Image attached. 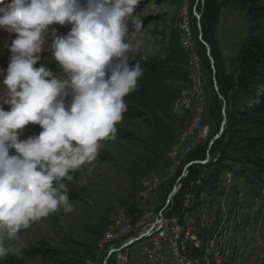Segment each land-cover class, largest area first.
Listing matches in <instances>:
<instances>
[{
	"label": "clouds",
	"instance_id": "1",
	"mask_svg": "<svg viewBox=\"0 0 264 264\" xmlns=\"http://www.w3.org/2000/svg\"><path fill=\"white\" fill-rule=\"evenodd\" d=\"M140 0H0V30L15 33L7 43L6 88L0 103V260L20 257L21 229L62 208L75 211L68 183L76 170L96 160L101 141L116 139L127 111L124 98L135 91L144 69L129 63L133 16ZM53 24L71 25L56 35ZM62 68L58 78L44 64V51ZM71 96L70 103L65 98ZM29 124L38 135L19 139ZM14 149L16 154L10 155Z\"/></svg>",
	"mask_w": 264,
	"mask_h": 264
},
{
	"label": "rangeland",
	"instance_id": "2",
	"mask_svg": "<svg viewBox=\"0 0 264 264\" xmlns=\"http://www.w3.org/2000/svg\"><path fill=\"white\" fill-rule=\"evenodd\" d=\"M202 2L203 0H140L133 16L142 21V28L136 31L133 26L130 36L133 48L127 55L131 65L140 62L144 69L147 62L158 63L165 60L172 40L180 43L182 38H186V29L193 42L190 49L183 47L186 52L184 62L172 66L177 79L164 82L173 93L171 105L156 117L124 113L123 119L116 125V139L101 141L96 160L72 173L73 180L67 182L69 199L74 204L75 211L64 213L59 208L47 217L32 222L29 228L21 229L18 244L23 249L31 247L39 240H45L52 247L84 259L86 264H102L106 252L98 245L106 225L114 220L120 209L127 214L130 210H137V207L144 209L152 205L157 209L169 204L172 198L168 203L167 199L173 187L172 182L175 183L183 171V166L190 159L181 162L180 174L176 169L175 174L161 184L160 195L156 200L153 194L140 200H147L146 202L135 200L136 194L142 188L143 178L163 172L169 163V149L177 145L180 133L186 130L196 115L200 124L205 121L210 126V133H204L206 139L201 145L210 141L218 131L222 119L217 109L212 107L213 84L196 49L199 30L192 7L195 4V10L201 9ZM184 24L187 25L184 27ZM51 28L57 30L56 35H66L71 25L53 24ZM247 31L248 20L239 5H224L213 32V43L227 72H234L237 67V52ZM260 35L264 36V33ZM1 36L0 69L6 70L10 52L5 45L10 44L16 34L7 33L6 36ZM52 39L51 33L45 36L44 51L39 54L41 59L34 67L44 64L62 79L63 70L48 50ZM189 58L198 60L202 71L203 86L199 98L196 96L199 82L196 76L194 78ZM6 91L5 86L0 83V98ZM184 91L187 92L185 96ZM130 96L131 93L124 98L126 104L131 101ZM177 99H181V107H186V112L176 113ZM70 101L69 95L65 98L66 106ZM0 107L6 111L10 109L9 105L3 103H0ZM40 131L42 129L39 125L29 124L20 133L19 139L25 140L29 136L38 135ZM9 153L16 154L14 149H10ZM210 154H213L211 160L215 157L214 151ZM210 160L200 165L203 175L209 169L206 164ZM204 194H210L201 199L211 207L217 220L215 230H218V234L215 241H218L220 259L222 258L220 264H264V190L257 192L241 179H234L230 174L224 173L220 177L217 190ZM97 246L99 249L95 248ZM139 250L140 242L129 246L130 264H144L138 258ZM24 264L50 263L37 257L26 260Z\"/></svg>",
	"mask_w": 264,
	"mask_h": 264
},
{
	"label": "trees",
	"instance_id": "3",
	"mask_svg": "<svg viewBox=\"0 0 264 264\" xmlns=\"http://www.w3.org/2000/svg\"><path fill=\"white\" fill-rule=\"evenodd\" d=\"M229 4H238L248 20L247 35L238 49L234 72L225 70L213 43V32L219 21L220 10ZM196 11L200 14L201 38L210 47L214 65L212 69L205 47L199 40L196 41L197 53L202 65L208 70L211 83L215 81L223 98L220 100L215 91H212V107L217 109L220 116L224 101L226 116L222 134L209 148L210 153L214 151L215 157L206 164L209 169L203 175L202 185L196 188V199L210 195L204 193L217 190L224 173H229L234 179H241L248 187L259 192L264 190V36L260 35L264 33V0H203L201 9ZM178 42L172 40L165 60L158 63L150 61L144 65V73L138 80L137 89L131 93V101L126 104L125 113L156 117L163 109L170 107L173 93L164 82L177 79L172 66L183 63L186 56ZM208 144L209 141L197 146L183 161L203 159ZM180 167L179 165L177 170ZM201 170L200 166H190L187 177L182 182L183 187L197 179L202 174ZM177 172L180 174V170ZM173 184L174 181L172 186ZM182 194L183 191L180 190L172 198L174 209L179 208ZM95 248L99 249L98 246ZM37 257L50 264H86L84 259L52 247L45 240H39L23 249L20 257L9 255L0 260V264H24L26 260Z\"/></svg>",
	"mask_w": 264,
	"mask_h": 264
},
{
	"label": "bare ground",
	"instance_id": "4",
	"mask_svg": "<svg viewBox=\"0 0 264 264\" xmlns=\"http://www.w3.org/2000/svg\"><path fill=\"white\" fill-rule=\"evenodd\" d=\"M180 43L185 49L191 48V45L185 46V41L183 40V38L180 40ZM198 66H200L199 62ZM191 70L194 74V77H197L196 67H191ZM192 121L193 125H200L198 115H196ZM185 132L186 130L182 131L181 133ZM205 139V134L201 133V135H199L198 141L188 142L187 144H177L171 149H169L167 153L168 157L173 156V152L178 153L174 158H172L170 172L162 177L161 184H163L164 182L166 183L173 176V174H175L176 169L183 161V159L191 151L196 149L197 146L202 144ZM195 161L196 160L189 161L187 164H185L182 173L184 172V169L188 164L195 163ZM207 161L208 160H204L203 164ZM153 177L154 175L143 178L142 188L140 191H138L135 196L136 201L146 199L151 194L154 195V191H156V183H148L146 185V181H152ZM202 178L203 174L199 176V180L195 185V188L190 189L189 198L187 200H182L178 210L174 214V221L171 222V238L169 239L170 256L174 257L177 262H183L188 264H220L222 258L220 259V251L217 245L218 241H215L218 234V230H215V224L217 223V220L215 218L214 211L211 209V207L209 208V206L202 201L203 199H196V188L202 185ZM177 179H179V177ZM196 202H198V204ZM198 209H201V212H196ZM191 212H193V223H190ZM117 218L118 222L127 221V214L124 212L123 209H120V211L116 214V217L112 222H116ZM200 221L204 223V229L202 231V239L198 240V250H196L191 248L190 235L191 233H196V224H200ZM111 223L106 225L102 233L100 243L98 245L100 249L103 248L102 250L106 251V256L103 260L104 264L110 256V239H112V236H131L130 228H117V225H111ZM212 232L215 233L212 234ZM166 234L167 227H153L152 230L146 231L145 234H141L140 240H137L135 242H132L133 240H130L128 242L127 255L128 248L132 244L139 241L140 247L149 246L153 239L163 238ZM202 252L208 253L203 254Z\"/></svg>",
	"mask_w": 264,
	"mask_h": 264
},
{
	"label": "built area",
	"instance_id": "5",
	"mask_svg": "<svg viewBox=\"0 0 264 264\" xmlns=\"http://www.w3.org/2000/svg\"><path fill=\"white\" fill-rule=\"evenodd\" d=\"M186 23V22H185ZM187 24H184V27ZM183 27V28H184ZM186 29V28H185ZM185 41V46L193 45L189 37V33L186 29V38H183ZM190 67H196L197 72V82H199V91L197 92V98L202 94L203 86V76L201 68L198 66V60H192L189 58ZM186 91L183 92V96L186 95ZM186 107H181V99L176 100V113L186 112ZM201 133H210V126L204 121L200 125H193V121L189 122V125L186 127L185 133H180L179 140L176 144H187L188 142L198 141L199 135ZM178 152H173V156L168 157L169 163L164 168L163 172L156 174L153 177L152 181H146L148 183H156V191H154V200L160 195V186L162 182V177L170 172L172 165V158L177 155ZM213 154H210L209 150L205 151V156L203 159H197L195 163H190L184 169L182 175L179 176L175 194L180 190L183 191L180 202L182 200H187L189 198L190 189L195 188L199 177L195 180L189 182L186 187H183L182 182L187 177L188 168L192 165H203L204 160H210ZM202 173V170L201 172ZM144 190V189H143ZM156 196V197H155ZM173 198V197H172ZM147 200L140 201L146 202ZM178 210L173 208L172 199L168 205L162 208H154V206H148L144 209L130 210L127 212V221L112 222L111 225H117V228H130L131 236H122V237H113L110 239V256L106 260L105 264H130L129 255H127V244L130 240L138 239L140 240L141 234H145L146 231H150L153 227H167V234L163 238L153 239L149 246L140 247L138 253V258L142 259L144 264H188L183 262H177L174 257L170 256L169 248V239L171 238V222L174 221V214ZM196 212H201V209H198ZM190 223H193V212H191ZM204 229V223L200 221V224H196V233H191V248L198 250V240L202 239V231ZM207 254L208 252H202Z\"/></svg>",
	"mask_w": 264,
	"mask_h": 264
},
{
	"label": "water",
	"instance_id": "6",
	"mask_svg": "<svg viewBox=\"0 0 264 264\" xmlns=\"http://www.w3.org/2000/svg\"><path fill=\"white\" fill-rule=\"evenodd\" d=\"M195 6H196V5L194 4L193 7H192V11H193V15H194V17H195V19H196V24H197V27H198V30H199V31H198V35H197V37H198V40L202 43V45L205 47L206 55H207V57H208L209 60H210V64L212 65V63H213V59H212V57L210 56V47H209V45H208V44H207V43L201 38L200 22H199V20H200V14L197 13V11L195 10ZM212 67H213V66H212ZM212 67H211V69H212ZM212 80L214 81V78H212ZM213 89H214L216 95L218 96V98H219L220 100H223L222 96H221L220 93L218 92V88H217V86H216L215 81L213 82ZM220 112H221V117H222L221 122H220V126H219V128H218V131H217V132L214 134V136L210 139L209 144H208V148H210V146L213 144V142H214L215 140H217V139L220 137V135L222 134V132H223V130H224L225 123H226V116H225V103H224V101L222 102ZM179 179H180V178H179ZM179 179H177V181L174 183V185H173L171 191L169 192V194H168V199H167V203L170 201V199L172 198V196L175 194L176 187H177V183H178V180H179ZM137 240H138V239H134L132 242H135V241H137ZM102 264H104V262H103Z\"/></svg>",
	"mask_w": 264,
	"mask_h": 264
}]
</instances>
